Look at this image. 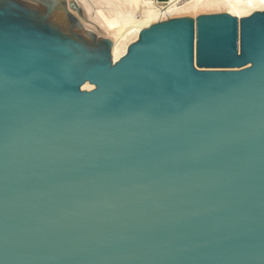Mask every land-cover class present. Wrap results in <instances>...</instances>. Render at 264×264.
<instances>
[{"label": "water", "instance_id": "95a60500", "mask_svg": "<svg viewBox=\"0 0 264 264\" xmlns=\"http://www.w3.org/2000/svg\"><path fill=\"white\" fill-rule=\"evenodd\" d=\"M111 46L0 0V264H264V10Z\"/></svg>", "mask_w": 264, "mask_h": 264}, {"label": "bare ground", "instance_id": "6f19581e", "mask_svg": "<svg viewBox=\"0 0 264 264\" xmlns=\"http://www.w3.org/2000/svg\"><path fill=\"white\" fill-rule=\"evenodd\" d=\"M70 1V0H68ZM88 21L82 24L111 40L113 61L122 57L143 28L176 16L227 12L238 18L264 10V0H73ZM84 18V17H83ZM85 19V18H84ZM86 21V22H85ZM93 86L84 83L82 89Z\"/></svg>", "mask_w": 264, "mask_h": 264}, {"label": "rangeland", "instance_id": "374dc122", "mask_svg": "<svg viewBox=\"0 0 264 264\" xmlns=\"http://www.w3.org/2000/svg\"><path fill=\"white\" fill-rule=\"evenodd\" d=\"M73 2H75V4H77L78 5V3L76 2V1H73V0H70L69 1V5H70V10H71V12L75 15V16H77L78 18L80 17L81 19H83V20H86V21H88L87 20V18L83 15V13H82V8L79 6V9L76 7V5L73 3ZM218 13H221V12H218ZM200 14H210V13H205V12H203V13H200ZM200 14H198V15H200ZM212 14V13H211ZM85 19H84V18ZM176 17H178V16H176ZM179 17H183V16H179ZM80 20V19H79ZM85 21V22H86ZM80 22H81V20H80ZM82 23V22H81ZM87 23H90L89 21L87 22ZM83 25V24H82ZM83 27L86 29V30H91V31H93L92 29H90V28H87V27H85L84 25H83ZM95 32V31H94ZM96 33V32H95ZM97 34V33H96ZM97 35H99V34H97ZM99 36H102V35H99ZM102 37H104V36H102Z\"/></svg>", "mask_w": 264, "mask_h": 264}, {"label": "snow or ice", "instance_id": "6c2138e0", "mask_svg": "<svg viewBox=\"0 0 264 264\" xmlns=\"http://www.w3.org/2000/svg\"><path fill=\"white\" fill-rule=\"evenodd\" d=\"M200 2H202V0H200ZM258 67L264 69V55H262V59L258 63Z\"/></svg>", "mask_w": 264, "mask_h": 264}]
</instances>
